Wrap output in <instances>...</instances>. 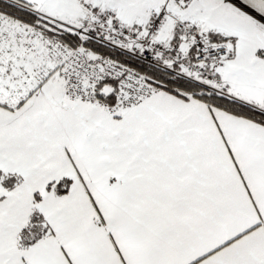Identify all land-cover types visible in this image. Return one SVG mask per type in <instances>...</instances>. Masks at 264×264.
Returning a JSON list of instances; mask_svg holds the SVG:
<instances>
[{"label": "snow or ice", "instance_id": "snow-or-ice-1", "mask_svg": "<svg viewBox=\"0 0 264 264\" xmlns=\"http://www.w3.org/2000/svg\"><path fill=\"white\" fill-rule=\"evenodd\" d=\"M0 264H264V0H0Z\"/></svg>", "mask_w": 264, "mask_h": 264}]
</instances>
